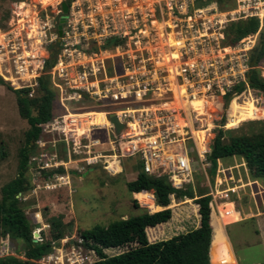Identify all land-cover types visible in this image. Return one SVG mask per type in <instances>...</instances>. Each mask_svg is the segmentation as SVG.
<instances>
[{"label": "built area", "instance_id": "obj_1", "mask_svg": "<svg viewBox=\"0 0 264 264\" xmlns=\"http://www.w3.org/2000/svg\"><path fill=\"white\" fill-rule=\"evenodd\" d=\"M9 5V26L0 30L1 75L16 88L22 82L18 90H29L31 99L42 82L51 80L58 90L61 109L43 126L30 161L38 167L33 180L46 174L43 183L50 190L57 189L51 179L65 181L69 163L82 165L79 173L104 166L113 175L114 166L128 158L139 159L145 174L166 176L175 190H184L193 182L187 141L211 122L208 111L220 96H234L249 82L259 32L231 43L228 31L253 18L259 19V31L264 26V0H235L228 9L214 0H9ZM107 108L112 109L101 113L107 125L86 127V116ZM112 117L123 125L119 132ZM103 128L117 137L107 141L111 154L101 150ZM58 168L65 173L51 174ZM235 193L231 188L218 198L212 190V206L219 209V201ZM224 211L230 216L231 208ZM79 253L84 264L92 263V253ZM57 262L64 264L61 257Z\"/></svg>", "mask_w": 264, "mask_h": 264}, {"label": "rangeland", "instance_id": "obj_2", "mask_svg": "<svg viewBox=\"0 0 264 264\" xmlns=\"http://www.w3.org/2000/svg\"><path fill=\"white\" fill-rule=\"evenodd\" d=\"M43 1L45 2V0ZM68 1L65 0V2ZM230 7H234V4L228 8ZM10 20L9 0H0V30L7 28ZM262 29L264 30V26ZM261 31L257 36V44L251 54L250 65H252L257 52L260 50L258 47L261 39ZM228 38L231 43H234L232 42L233 37L231 35ZM258 63L259 61H257L254 68L252 66L249 68L247 80L250 78L252 69H257L260 76L264 77V66ZM2 73H0V77L6 84L0 83V199L2 198L3 187L19 176V152L25 144V133L30 128L28 122L20 115L16 93L9 89L8 85L10 83L1 75ZM5 75L8 76V74ZM55 82L59 83V80L56 79ZM51 83L52 81L50 80L47 85L57 93V104L55 106L57 108L56 110H59L61 106L58 98V90ZM20 85H22V82H20L18 87ZM18 87L16 90H18ZM244 87L246 90L238 95L236 93L233 98L220 96L217 99L218 104L214 106L213 103L214 107H210L208 111L212 115L211 122L206 120L207 126L205 129L198 126L196 128L197 132H195L197 135L195 133L193 134L195 140H188L185 145L191 151L188 157L193 159L194 162L191 165L193 182L185 185L184 190L192 189L198 195L200 189L210 193L209 186H212L219 198L223 191L233 187H240L230 201L226 203L219 201L222 205H219L218 209L219 220L213 245L212 264H222L223 262L227 263L230 260H235L231 245L223 229L224 226L234 222L236 223L226 227V231L233 245L237 262L239 264H264V179L252 181L249 178V174L246 173L243 161L234 157L219 161L215 181L212 183L209 181V173L211 172L210 169L212 166L208 161V156L212 153L213 144L219 130L226 132L228 130L240 129L245 127L246 123L250 121L264 120V95L253 91L249 87V82H245ZM250 100L252 101L251 109H247L250 114L246 116V121L238 126H228L229 117L236 107L244 105ZM111 109L107 108L93 111L101 114ZM255 112H257L256 116ZM221 125L224 127L221 128ZM200 133H204V135L200 136ZM99 136L105 145L101 150L105 154H111L112 150L111 147H108L107 141H115L117 139L114 130L112 128H103ZM201 141L204 147H199L198 144ZM33 155L30 157L28 171L26 172V177L30 180L32 189L19 196L24 205L27 219L31 224L39 225L40 229H37L35 232H39L40 235L44 232L46 239L50 238L49 231L52 218H61L65 224L68 223L67 227L70 230L69 232L66 231L67 236L64 239L59 242H54L55 246L52 254L36 262L37 264H56L59 257H61V261L64 264H67L66 262L69 258L74 260L70 264H74V262L84 264V260L81 258L83 255L81 254L80 256L79 251L92 253V257L90 256L92 259L91 264H94L98 261V257L90 249L89 251L87 247L83 246L84 239L80 236L82 231L92 230L96 226L108 227L114 222L137 217L147 211L149 213L160 211L158 210L159 207L154 208L149 203H143L140 197L135 198L128 190L127 183L134 181L138 174L143 172L139 159H122L120 166H114L116 171L117 168L120 169L113 175L109 174L104 166L86 168L84 172L79 173L80 166L82 168V165L79 166L78 164L73 165L69 163V171L73 170L79 174L70 175L69 171H67V174L64 176L65 181L51 179L50 181L55 183L57 189L50 190L43 183V180L46 181L48 178L46 174H42V181H39L41 177L37 179V183L33 180L37 175L36 172L38 169V167L36 169V167H32L30 164ZM200 158H205L203 161L206 164L205 167L201 164ZM59 169L63 168H58L55 171ZM86 173L88 174L84 176ZM150 194L154 197L153 192ZM134 200H137L138 207L133 204ZM233 201L234 203H232ZM177 204L180 205L174 207V203H171V207H169L172 209V218L169 222L158 225L155 228L147 229L150 242L168 240L178 234L195 229L197 222L200 220L198 217V205L192 199H187ZM230 204H233L235 208ZM226 208H231L235 212L238 211L241 216V221L237 222L239 216L236 213H234L233 219L225 216L224 210ZM220 212L222 213L221 215ZM248 215L252 216L248 218ZM219 222L222 226L219 225ZM152 239L154 240L152 241ZM27 248V245L22 241H17L9 236L5 238L0 237V258L14 256L27 260L24 255ZM122 251L124 250H109L107 253L109 255H115Z\"/></svg>", "mask_w": 264, "mask_h": 264}, {"label": "trees", "instance_id": "obj_3", "mask_svg": "<svg viewBox=\"0 0 264 264\" xmlns=\"http://www.w3.org/2000/svg\"><path fill=\"white\" fill-rule=\"evenodd\" d=\"M214 1L221 9L228 8L235 2V0ZM259 30V19L253 18L233 23L229 35L233 37V42H238L244 37L257 34L260 32ZM260 36L258 49L260 48L261 52L258 64L264 66L263 29ZM250 77L249 87L258 94L264 95V79L260 76L259 71L252 69ZM0 83L6 84L1 77ZM47 84L42 82L41 91L32 99L28 97L29 90H16L13 85H8L9 89L16 93L20 115L28 122L30 128L25 133V144L19 152V176L2 189L0 237L9 236L17 241H22L28 248L24 254L27 260L9 256L0 258V264H37L36 262L52 254L54 242L64 239L67 232L70 231L67 227L68 223L65 224L61 218H52L50 238L46 239L43 232L41 240L34 243V232L39 229V225L31 224L27 219L24 205L19 198L20 195L32 189L26 172L31 155L37 152L36 142L43 134V126L50 122L55 117V113L59 111L55 106L57 93L54 89L51 90ZM244 90H246L244 84L238 86L236 95L241 94ZM228 97L233 98L231 95ZM234 157L244 162L253 181L264 179V120L250 121L240 129L226 132L219 130L212 153L208 156V161L212 166L209 173L211 183L215 181L219 161ZM55 172L65 173L64 169H59L51 174ZM127 187L131 194H139L144 191L153 192L156 205L163 210L156 213L147 211L140 216L114 222L108 227L96 226L92 230L82 231L80 236L84 239L83 246L98 257L95 264H211L210 249L213 227L212 197L209 192L200 189L199 194L196 195L192 189L177 191L171 186L168 178L149 176L144 171L138 174L134 181L128 182ZM172 195L181 201L194 200L195 204L200 207L201 225L199 228L178 234L168 240L150 242L147 229L163 225L172 218V209L169 208ZM133 204L138 207L137 200H134ZM217 229L218 226L215 227V235ZM213 245L214 241L211 257ZM122 249L124 251L115 255L107 253L109 250Z\"/></svg>", "mask_w": 264, "mask_h": 264}, {"label": "crops", "instance_id": "obj_4", "mask_svg": "<svg viewBox=\"0 0 264 264\" xmlns=\"http://www.w3.org/2000/svg\"><path fill=\"white\" fill-rule=\"evenodd\" d=\"M103 115V114H102ZM89 118V117H88ZM264 119V118H263ZM89 120V123H88V125H86V127H89L90 125H92V124H94L95 122H96V124L97 125H107L108 123L107 122H105V123H98L97 121H95L94 119H93V117H90V119H88ZM105 121H106V119H105ZM92 122V123H91ZM233 126H237V125H233ZM86 129H84V130H82V132L83 131H85ZM81 134V133H80ZM244 163V162H243ZM245 165V164H244ZM245 168H246V166H245ZM120 168H117V171L119 170ZM77 173V172H76ZM246 173L247 174H249L248 173V170L246 169ZM71 175H76V174H74V171H72V173H71ZM80 176V175H79ZM249 178H250V175H249ZM251 179V178H250ZM252 180V179H251ZM210 181V180H209ZM253 181V180H252ZM209 188H210V190L212 191L214 188H212V186H209ZM236 191L237 190H239L238 188H240V187H238V188H236V187H233ZM151 193V192H150ZM211 193V192H210ZM134 195V197L135 198H139L140 197V200L142 199V196H140L141 195V193H139V194H133ZM234 195V194H233ZM232 195V196H233ZM187 200V199H186ZM172 202L171 203H174V207H176V206H178V205H180V204H177V203H181V200H178L176 197H175V199H173V200H171ZM177 201H179V202H177ZM183 202V201H182ZM232 203H234V201L232 202ZM154 204L156 205V203H155V198H154ZM157 206V205H156ZM231 206H233L234 208H235V206L233 205V204H231ZM158 207V206H157ZM169 207H171V206H169ZM196 208H197V206H196ZM199 209H200V207L198 206V217L200 218V220L197 222V225H196V227H195V229L196 228H199L200 227V225H201V216H200V214H199ZM158 210H163V208H161V207H159V209ZM236 214L239 216V218L237 219L238 221L237 222H239V221H241V216H240V213L237 211L236 212ZM216 217H215V216ZM252 215H248V218H250ZM218 220H219V211H218V209L217 208H215V207H213L212 206V227H213V239H212V244H213V241H214V235H215V227H217V225H218ZM220 223V222H219ZM234 223H236V222H234ZM234 223H231V224H234ZM231 224H228V225H226V226H224V231H225V234H226V236H227V238H228V241H229V243H230V245H231V250H232V254H233V257L235 258V260H230V262H227V263H225V264H239L238 262H237V259H236V255H235V251H234V248H233V245H232V243H231V240H230V237H229V235H228V233H227V231H226V227L227 226H229V225H231ZM219 225H221V223L219 224ZM222 226V225H221ZM40 229V228H39ZM212 244H211V249H210V258H211V264H212V257H211V251H212Z\"/></svg>", "mask_w": 264, "mask_h": 264}, {"label": "bare ground", "instance_id": "obj_5", "mask_svg": "<svg viewBox=\"0 0 264 264\" xmlns=\"http://www.w3.org/2000/svg\"><path fill=\"white\" fill-rule=\"evenodd\" d=\"M45 1H48V0H45ZM251 103H252V101L250 100V101H248V102H246L244 105H240V106H237L236 107V109L234 110V112L231 114V116L229 117V125L228 126H233V125H239V124H241V123H244V121H246V119H247V115H249L250 113H249V111L247 110L248 108L249 109H251L250 108V106H251ZM252 111V110H251ZM250 111V112H251ZM257 115V112H255V116ZM88 117L89 116H86L85 117V119L87 120V122H86V125H88V123H89V120H88ZM93 117V119L95 120V121H97L98 123H105L106 121H105V116L104 115H102V114H96V115H94V116H92ZM251 117V116H250ZM92 123V122H91ZM94 124H96V122L94 123ZM97 125V124H96ZM100 125V124H99ZM79 133H81V131H79ZM195 135H197L196 133H195ZM202 135H204V133H200V136H202ZM202 141L198 144L199 145V147L201 146V147H204V146H202ZM203 150V149H202ZM140 196H142V202L143 203H149L151 206H153L154 208H156L157 206L154 204V197L152 196V194H150V193H143V194H141ZM149 205V206H150ZM231 205V204H230ZM230 205H229V207H230ZM151 208V207H150ZM234 213H236L235 211H233L232 209H231V214H230V216L228 217V218H230V219H233V217H234Z\"/></svg>", "mask_w": 264, "mask_h": 264}, {"label": "water", "instance_id": "obj_6", "mask_svg": "<svg viewBox=\"0 0 264 264\" xmlns=\"http://www.w3.org/2000/svg\"><path fill=\"white\" fill-rule=\"evenodd\" d=\"M62 7H63V11H64V13H66V12L68 11V6L66 5V3H64ZM62 22H63V21H62ZM60 28H61V27H60ZM260 52H261V49L257 52V54H256V56H255V58H254V60H253V62H252V65H251L252 68L255 67V65H256V63H257V61H258V59H259ZM250 80H251V77L249 78V82H250ZM110 121H111V123H112L113 125H115V130H116V132H119V131L123 128V125L119 123V121H118V119H117L116 117H112V118L110 119ZM74 174H77V173L74 172ZM87 174H88V173H86L84 176H86ZM34 238H36V239H34V243H37L38 240L41 239V235H40V233H39V232H35V233H34Z\"/></svg>", "mask_w": 264, "mask_h": 264}]
</instances>
